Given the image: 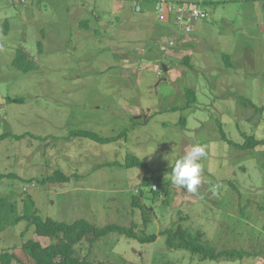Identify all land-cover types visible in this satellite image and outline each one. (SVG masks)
<instances>
[{
	"label": "rangeland",
	"instance_id": "obj_1",
	"mask_svg": "<svg viewBox=\"0 0 264 264\" xmlns=\"http://www.w3.org/2000/svg\"><path fill=\"white\" fill-rule=\"evenodd\" d=\"M134 1L140 0H0V135L12 134L0 140V173L15 174L0 180V197L13 215L27 213L31 201L30 211L43 219L158 234L142 243L111 232L91 248L84 238L75 255L94 264H264V145L238 146L245 135L264 138V111L249 103L264 106L263 0H194L208 16L185 35L192 48L186 51L178 38L166 54L155 44L169 34L152 39ZM141 5L153 15L150 1ZM18 50L34 66L27 73L11 65ZM78 130L115 140L74 137ZM195 143L206 156L192 193L174 185L171 174ZM128 154L143 165L124 166ZM55 170L70 181L42 183ZM27 224L0 232V252L23 261V242L57 240ZM178 224L216 251L244 256L201 259L169 248L159 232Z\"/></svg>",
	"mask_w": 264,
	"mask_h": 264
},
{
	"label": "trees",
	"instance_id": "obj_2",
	"mask_svg": "<svg viewBox=\"0 0 264 264\" xmlns=\"http://www.w3.org/2000/svg\"><path fill=\"white\" fill-rule=\"evenodd\" d=\"M150 1V0H146ZM16 3H19L17 1ZM21 4V3H19ZM82 23L87 27L88 19L82 20ZM96 33H98V28H95ZM175 34H177L175 32ZM180 36V35H178ZM39 50H42V42L38 41L37 43ZM224 59L227 61L229 57L226 56ZM187 63V60H184ZM229 62V61H227ZM12 67L22 71L24 73L29 72L34 68L31 62L26 60V55L18 50L14 59L11 62ZM167 65V64H166ZM232 63H227L228 67H231ZM192 66V65H191ZM187 94L194 96L193 90L191 88H186ZM7 100L10 102H21L22 98H10L7 97ZM189 103H194V101H189ZM256 109L264 111V106H257L256 104L249 102ZM184 123L181 121V125ZM9 132H3L0 135V140L11 136ZM74 137H85L90 140H93L100 144L110 143L115 140L111 137H102L95 132L90 130H78L72 132ZM15 139H20L22 135H13ZM222 138L228 143H232L222 134ZM259 145H264V138H255L253 135H245V141L238 145L241 148H252ZM137 166L143 165L137 156L128 154L125 158L124 166ZM5 177H15V174H6L0 173V180ZM70 176L65 175L60 170H55L51 175L42 179V183L51 182V183H66L70 181ZM156 181V180H155ZM28 182V181H27ZM150 183H153L151 180ZM168 183L162 182L159 187L161 192H165V187ZM157 190L153 191L156 192ZM31 200V199H30ZM139 197L133 196L132 204L133 206L138 207ZM33 203L30 201V204L27 205V213L25 214H16L13 215L11 211V205L8 203L5 197H0V232L4 231L5 228L16 225L22 220H27V226H32L36 235L40 237H49L56 238L57 240L47 246H42L41 243L37 240L29 239L23 242L21 249L24 252L23 261L18 258V256L10 251L0 252V264H13V261H16L17 264H27L30 260L31 264H94L93 262L87 260V257H78L75 255V245L81 242L84 238H88L90 242V248L93 245V242L103 236L108 235L111 232H118L127 237H132L138 239L140 242H152L157 238L158 234H149V235H139L133 227H124L118 224H107L104 226H95L90 222L79 219L72 223H67L64 221H57L52 218H41L37 214V209H33ZM145 221V218H144ZM166 236V245L169 248L173 249H186L192 253H197L201 256V259H219V258H242L243 253L233 251V250H222L216 251L213 246H211L207 241L200 239L199 233H191L188 229L183 228L180 224L176 227H169L159 232V235ZM97 264H103L98 262ZM163 264H175L172 262H165Z\"/></svg>",
	"mask_w": 264,
	"mask_h": 264
},
{
	"label": "built area",
	"instance_id": "obj_3",
	"mask_svg": "<svg viewBox=\"0 0 264 264\" xmlns=\"http://www.w3.org/2000/svg\"><path fill=\"white\" fill-rule=\"evenodd\" d=\"M19 3L25 2V0H17ZM144 0L138 1L133 4L134 10L137 13L142 12L141 3ZM155 13V18L166 22L163 25H177L179 31L177 34L168 37L166 42H158V50L162 54L170 53L171 49L176 46V39L178 35L185 36L192 29L195 22L207 18V11L200 8L194 2H187L182 0H150ZM153 189L156 190L157 186L153 184Z\"/></svg>",
	"mask_w": 264,
	"mask_h": 264
},
{
	"label": "clouds",
	"instance_id": "obj_4",
	"mask_svg": "<svg viewBox=\"0 0 264 264\" xmlns=\"http://www.w3.org/2000/svg\"><path fill=\"white\" fill-rule=\"evenodd\" d=\"M205 156V147L199 143L193 144L182 156L175 160L172 167L171 182L188 192L196 193L202 183L201 160Z\"/></svg>",
	"mask_w": 264,
	"mask_h": 264
},
{
	"label": "crops",
	"instance_id": "obj_5",
	"mask_svg": "<svg viewBox=\"0 0 264 264\" xmlns=\"http://www.w3.org/2000/svg\"><path fill=\"white\" fill-rule=\"evenodd\" d=\"M144 1H146V0H144ZM174 1H177V0H174ZM182 1L194 2L195 3L194 0H182ZM262 5L264 6V0H263V4ZM252 7L256 8L257 10L259 8V6L256 4V2L252 4ZM151 8H152V11H153V15L152 16L149 13H147L145 6H144V10L139 13V14H142L141 18H145V19H142V20H143V23L146 25V27L150 31V37L152 36V39L155 38V40L157 42V40L160 38L162 33H163V37L162 38H164V36H166V34H169V37L172 36V35H175V32L171 31V29H172L171 25H163V24H160V23L157 22V20L155 18V13H154L152 5H151ZM262 11L263 10H261V13H262ZM150 17H151V19H149ZM146 20H148V22H146ZM155 26H157V27H155ZM178 38H180V42L184 41L182 43V47H185L186 51H189V47L192 48V46H190V44H189L190 38H187L186 36H182V35L178 36ZM155 45H157V44H155ZM162 63L160 62V64H162ZM167 71H168V67H167Z\"/></svg>",
	"mask_w": 264,
	"mask_h": 264
},
{
	"label": "water",
	"instance_id": "obj_6",
	"mask_svg": "<svg viewBox=\"0 0 264 264\" xmlns=\"http://www.w3.org/2000/svg\"><path fill=\"white\" fill-rule=\"evenodd\" d=\"M161 69H162L163 71H166L167 66H166L165 64H161ZM160 80H166V77L163 76V77H161V78L159 79V81H160ZM159 81H158V82H159ZM158 82L155 84L154 89H156V86H157Z\"/></svg>",
	"mask_w": 264,
	"mask_h": 264
}]
</instances>
